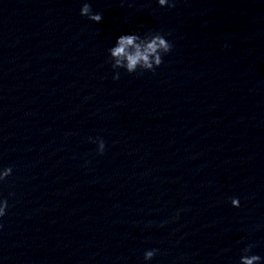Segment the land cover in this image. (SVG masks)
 I'll return each instance as SVG.
<instances>
[{
  "label": "clouds",
  "instance_id": "clouds-1",
  "mask_svg": "<svg viewBox=\"0 0 264 264\" xmlns=\"http://www.w3.org/2000/svg\"><path fill=\"white\" fill-rule=\"evenodd\" d=\"M160 6L174 7L175 3H169V0H158ZM80 14L87 16L90 20L99 23L102 20V14L93 13L90 4L84 3ZM172 45L164 36L159 33L149 34L141 37L139 34L131 33L121 35L115 45L109 49L112 68H124L129 74L136 72L138 69L146 71H155L163 62V55L171 51ZM114 79H119L117 73ZM99 150L102 153L104 143L100 141ZM12 172L11 168H6L0 173V181L8 177ZM233 207H239V200L233 198L231 200ZM7 201L0 202V217L5 215ZM250 246L244 249L245 253L250 251ZM155 255V250L145 253V260L151 259ZM261 257L259 255H242L240 264H259Z\"/></svg>",
  "mask_w": 264,
  "mask_h": 264
}]
</instances>
